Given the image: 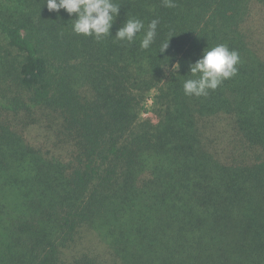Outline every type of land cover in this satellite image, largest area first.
Instances as JSON below:
<instances>
[{
  "label": "trees",
  "instance_id": "16d2710c",
  "mask_svg": "<svg viewBox=\"0 0 264 264\" xmlns=\"http://www.w3.org/2000/svg\"><path fill=\"white\" fill-rule=\"evenodd\" d=\"M114 2L97 41L0 0V264H264V0ZM132 17L148 50L114 37ZM219 44L237 74L186 96Z\"/></svg>",
  "mask_w": 264,
  "mask_h": 264
},
{
  "label": "clouds",
  "instance_id": "9594fccd",
  "mask_svg": "<svg viewBox=\"0 0 264 264\" xmlns=\"http://www.w3.org/2000/svg\"><path fill=\"white\" fill-rule=\"evenodd\" d=\"M163 3L165 7H176L173 0H163ZM46 6L49 12L59 14L63 9L70 17L74 16L72 31L77 35L92 36L97 41L112 35L111 30L121 10L114 0H46ZM158 24L157 19L151 20L146 26L138 18H126L114 37L131 44L136 41L137 34H142L140 48L148 50L155 42ZM169 44L170 41L163 42L159 53L166 52ZM239 63L238 52L230 50L224 44L204 48L201 57L188 65L191 77L183 81L184 94L190 97L208 96L210 90H216L224 80L237 74L236 66ZM180 68V62L171 65L173 73Z\"/></svg>",
  "mask_w": 264,
  "mask_h": 264
},
{
  "label": "rangeland",
  "instance_id": "374dc122",
  "mask_svg": "<svg viewBox=\"0 0 264 264\" xmlns=\"http://www.w3.org/2000/svg\"><path fill=\"white\" fill-rule=\"evenodd\" d=\"M262 37V35H261ZM38 128H33L29 133H28V136L31 137V138H34L36 137V135H38Z\"/></svg>",
  "mask_w": 264,
  "mask_h": 264
}]
</instances>
